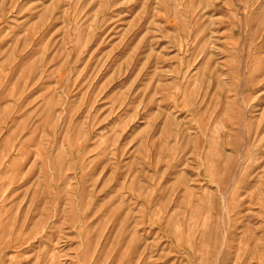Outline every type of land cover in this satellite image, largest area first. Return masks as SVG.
I'll return each instance as SVG.
<instances>
[{
    "label": "rangeland",
    "instance_id": "obj_1",
    "mask_svg": "<svg viewBox=\"0 0 264 264\" xmlns=\"http://www.w3.org/2000/svg\"><path fill=\"white\" fill-rule=\"evenodd\" d=\"M0 264H264V0H0Z\"/></svg>",
    "mask_w": 264,
    "mask_h": 264
}]
</instances>
